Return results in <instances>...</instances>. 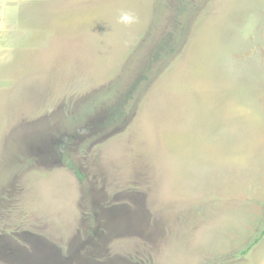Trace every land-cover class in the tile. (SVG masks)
Listing matches in <instances>:
<instances>
[{
	"label": "rangeland",
	"instance_id": "374dc122",
	"mask_svg": "<svg viewBox=\"0 0 264 264\" xmlns=\"http://www.w3.org/2000/svg\"><path fill=\"white\" fill-rule=\"evenodd\" d=\"M263 230L264 0H0V264H264Z\"/></svg>",
	"mask_w": 264,
	"mask_h": 264
},
{
	"label": "clouds",
	"instance_id": "9594fccd",
	"mask_svg": "<svg viewBox=\"0 0 264 264\" xmlns=\"http://www.w3.org/2000/svg\"><path fill=\"white\" fill-rule=\"evenodd\" d=\"M136 20L137 17L131 11H121L117 22L127 26L134 24Z\"/></svg>",
	"mask_w": 264,
	"mask_h": 264
},
{
	"label": "trees",
	"instance_id": "16d2710c",
	"mask_svg": "<svg viewBox=\"0 0 264 264\" xmlns=\"http://www.w3.org/2000/svg\"><path fill=\"white\" fill-rule=\"evenodd\" d=\"M263 236H264V230L262 231L261 236L259 238H257L250 247H253V245L257 244ZM250 247L248 249L244 250L243 253H247L249 251Z\"/></svg>",
	"mask_w": 264,
	"mask_h": 264
}]
</instances>
